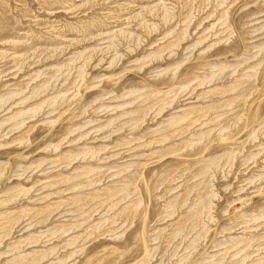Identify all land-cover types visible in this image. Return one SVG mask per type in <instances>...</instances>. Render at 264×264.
Listing matches in <instances>:
<instances>
[{
	"label": "rangeland",
	"instance_id": "1",
	"mask_svg": "<svg viewBox=\"0 0 264 264\" xmlns=\"http://www.w3.org/2000/svg\"><path fill=\"white\" fill-rule=\"evenodd\" d=\"M0 264H264V0H0Z\"/></svg>",
	"mask_w": 264,
	"mask_h": 264
}]
</instances>
